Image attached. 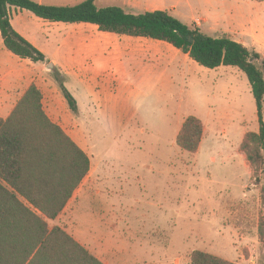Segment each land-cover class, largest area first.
Instances as JSON below:
<instances>
[{"label":"rangeland","instance_id":"obj_1","mask_svg":"<svg viewBox=\"0 0 264 264\" xmlns=\"http://www.w3.org/2000/svg\"><path fill=\"white\" fill-rule=\"evenodd\" d=\"M83 1L43 0L49 5ZM96 4L133 13L166 10L208 35L243 43L264 59V0H96ZM10 16L13 27L46 56L34 67L30 59L21 62L25 67L28 63L29 76L43 94L45 112L54 122L58 117L74 135L84 138L89 126L78 120L82 113L71 110L64 97L63 86L68 89L70 80L62 77L61 69L72 68L73 59L90 56L100 65L105 101L119 94L115 78L128 76L145 90L131 96L122 112L108 111L107 123L119 121L124 127L114 143L95 126L103 115L94 117L91 112L90 124L91 136L99 141L95 153L108 146L110 155L118 153L122 159L114 173L138 172L146 185L123 184L124 191L110 193L99 174L86 177L59 217L48 221L51 229L62 227L105 264H190L196 250L237 264H264L263 180L257 164L249 160L254 144L246 139L258 133L260 125L243 72L232 66L208 69L168 43L104 33L92 24L49 22L15 7ZM47 60H56L59 66L54 63L48 69ZM20 61L24 60L5 48L0 33V66L19 68ZM113 64L121 68L113 69ZM188 114L204 125L195 155L176 143L179 123ZM245 140L250 143L247 148ZM152 152H159L160 158H137ZM155 165L170 167L171 179L147 168Z\"/></svg>","mask_w":264,"mask_h":264},{"label":"trees","instance_id":"obj_2","mask_svg":"<svg viewBox=\"0 0 264 264\" xmlns=\"http://www.w3.org/2000/svg\"><path fill=\"white\" fill-rule=\"evenodd\" d=\"M19 8L49 22L92 24L104 33L162 41L208 69L232 66L251 86L259 132L249 160L260 169L264 193V59L228 36L215 37L166 10L133 13L119 6L99 7L96 0L48 5L35 0H0V33L5 48L21 59L45 62L46 56L11 22ZM253 59V61H251ZM73 111L77 101L63 86ZM204 134L200 118L188 116L177 136L179 148L198 153ZM244 142L245 148L249 146ZM88 154L51 120L41 90L32 84L7 118L0 116V264H105L60 226L49 227L66 208L90 172ZM264 202V197H263ZM190 264H237L196 250Z\"/></svg>","mask_w":264,"mask_h":264},{"label":"crops","instance_id":"obj_3","mask_svg":"<svg viewBox=\"0 0 264 264\" xmlns=\"http://www.w3.org/2000/svg\"><path fill=\"white\" fill-rule=\"evenodd\" d=\"M39 3L45 4L43 0L39 1ZM89 57L90 56H83L82 58L77 57L73 59L70 63L71 65H73L72 68L62 67L61 69L62 77L65 76V78L70 80L68 87L67 85L66 87L68 89L72 88L71 94L77 101L79 113H82L80 119L78 120L84 121V126H86V124L87 127L89 126L87 134L84 138H81V136L74 135L73 133L65 130L61 122L58 121L60 120L58 119V117H55V123L59 124L63 128V130L88 154L91 162V168L89 174L87 175V178H92L93 176L99 174L102 177L101 183L106 187L108 192L111 191L110 193H112L113 191H118V193L124 191L123 184L131 187L136 183L137 185H139V187L143 188V186L146 185V180L145 177L142 176L140 173L135 172L132 176L126 175L121 170H118V173H114V168L119 165L118 161L122 160L118 153L110 155L108 146H106V148H104L102 152L98 154L95 153V150H97L99 147V141H95L91 136L93 131L91 132L92 123L90 124V119L91 112L94 113V117H97V115L98 117L100 115H103V119H101L100 121H98L97 119L95 120V126L99 127V129L102 131L101 135H104L106 138L108 137V139L111 141L113 140L112 143H114L116 140H118V137H122L120 136V133L122 132L124 127L119 121H116V124L107 123L108 111L116 110L122 112V110L126 107L125 105L128 104L130 100L129 98H131V96L143 94L145 93V90L141 86L140 82L136 80H131V78L129 79L128 76L126 78H115L117 85H119L117 87L119 90L117 98L113 100L106 98L107 101L103 100L105 88L104 84L102 83V76H99L100 70H98V67L100 65L95 64L91 57ZM21 60L24 61L19 62V68H13V66H0V116L3 118H7L10 115V113L17 105L18 101L22 98L24 93L27 91V89L32 84H35L33 83V79L31 78V76H29L30 68H28V63H25L26 67L25 65L22 66L21 62H27L26 59ZM54 63L56 66H59L56 60H54ZM32 64L33 67L36 66L35 62H32ZM119 68L121 67L113 64V69L118 70ZM136 77L137 79L139 78L138 76ZM62 106L63 109H66L65 103H62ZM188 116H191V114H188ZM188 116L181 119L177 128L176 139L183 126L185 119ZM104 142L106 141H100L101 144H103ZM141 154L143 155L139 154L137 158H141L143 161L148 158L156 160V158H160L161 156L159 152H152L151 154L148 153L146 154L147 157L144 156L145 153ZM155 166L156 168H153V166H148L147 168L152 169L153 174L168 176L171 179L172 170L170 167L165 168L161 167L160 165ZM110 185L113 188L110 187L109 189ZM121 199L122 196L120 197L119 202H123V200Z\"/></svg>","mask_w":264,"mask_h":264},{"label":"water","instance_id":"obj_4","mask_svg":"<svg viewBox=\"0 0 264 264\" xmlns=\"http://www.w3.org/2000/svg\"><path fill=\"white\" fill-rule=\"evenodd\" d=\"M251 61H253V59ZM47 62H49V61L47 60ZM53 67H54V63L53 62H49L48 63V69H52Z\"/></svg>","mask_w":264,"mask_h":264}]
</instances>
